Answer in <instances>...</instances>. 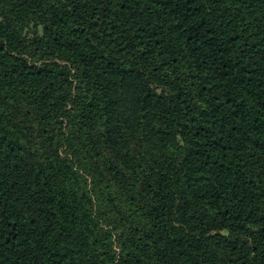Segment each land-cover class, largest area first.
I'll return each instance as SVG.
<instances>
[{"label":"trees","instance_id":"1","mask_svg":"<svg viewBox=\"0 0 264 264\" xmlns=\"http://www.w3.org/2000/svg\"><path fill=\"white\" fill-rule=\"evenodd\" d=\"M0 264H264V0H0Z\"/></svg>","mask_w":264,"mask_h":264}]
</instances>
